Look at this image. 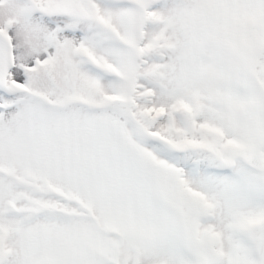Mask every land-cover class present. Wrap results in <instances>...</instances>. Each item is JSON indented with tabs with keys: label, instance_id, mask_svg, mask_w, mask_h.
I'll return each mask as SVG.
<instances>
[{
	"label": "snow or ice",
	"instance_id": "1",
	"mask_svg": "<svg viewBox=\"0 0 264 264\" xmlns=\"http://www.w3.org/2000/svg\"><path fill=\"white\" fill-rule=\"evenodd\" d=\"M0 264H264V0H0Z\"/></svg>",
	"mask_w": 264,
	"mask_h": 264
}]
</instances>
